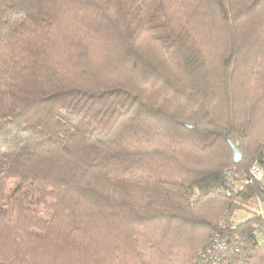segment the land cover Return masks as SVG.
Segmentation results:
<instances>
[{
  "label": "trees",
  "instance_id": "1",
  "mask_svg": "<svg viewBox=\"0 0 264 264\" xmlns=\"http://www.w3.org/2000/svg\"><path fill=\"white\" fill-rule=\"evenodd\" d=\"M254 161L264 0H0V264H264Z\"/></svg>",
  "mask_w": 264,
  "mask_h": 264
},
{
  "label": "rangeland",
  "instance_id": "2",
  "mask_svg": "<svg viewBox=\"0 0 264 264\" xmlns=\"http://www.w3.org/2000/svg\"><path fill=\"white\" fill-rule=\"evenodd\" d=\"M262 183V185L264 186V179L260 182ZM15 186V180H11L7 186L6 191L4 192L5 196H4V207H7L6 205H8L9 201H10V192L12 190V188ZM261 204V202L259 200H249L248 202H244L240 205L239 208H237L236 210V217L237 218H247L250 215H252L253 213H256L258 211V206ZM43 217L49 218V214L48 213H44L41 212ZM264 229V225L262 226Z\"/></svg>",
  "mask_w": 264,
  "mask_h": 264
},
{
  "label": "built area",
  "instance_id": "3",
  "mask_svg": "<svg viewBox=\"0 0 264 264\" xmlns=\"http://www.w3.org/2000/svg\"><path fill=\"white\" fill-rule=\"evenodd\" d=\"M246 171H247L246 176H244V178L239 183L242 186L252 185L255 182L260 183V181L264 179V166H262L257 161L252 162Z\"/></svg>",
  "mask_w": 264,
  "mask_h": 264
},
{
  "label": "water",
  "instance_id": "4",
  "mask_svg": "<svg viewBox=\"0 0 264 264\" xmlns=\"http://www.w3.org/2000/svg\"><path fill=\"white\" fill-rule=\"evenodd\" d=\"M235 143L233 141H230V145L231 146V149H232V155H233V161L234 162H238L241 160V157H242V154L240 152V150L238 149L237 146L234 145ZM258 197V200L261 202L262 204V208H264V194L260 191H258L257 195Z\"/></svg>",
  "mask_w": 264,
  "mask_h": 264
},
{
  "label": "crops",
  "instance_id": "5",
  "mask_svg": "<svg viewBox=\"0 0 264 264\" xmlns=\"http://www.w3.org/2000/svg\"><path fill=\"white\" fill-rule=\"evenodd\" d=\"M260 208H261V205L258 206V208H257L258 211H263V209H260ZM258 211H257V212H258Z\"/></svg>",
  "mask_w": 264,
  "mask_h": 264
}]
</instances>
